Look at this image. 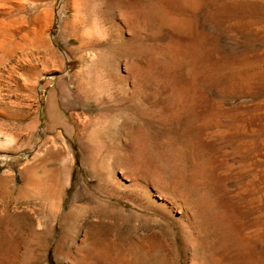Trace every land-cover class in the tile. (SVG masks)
Masks as SVG:
<instances>
[{"label":"rangeland","instance_id":"obj_1","mask_svg":"<svg viewBox=\"0 0 264 264\" xmlns=\"http://www.w3.org/2000/svg\"><path fill=\"white\" fill-rule=\"evenodd\" d=\"M90 4L100 41L90 71L69 62L41 79L49 84L36 100L15 90L13 73L0 77V264H84L88 256L93 264H139L140 240L153 264H188V256L198 264H264V233L251 238L264 229V0ZM63 5L57 0L58 11ZM70 14L58 13L54 37ZM82 79H90L92 97L72 89ZM90 161H98L97 174ZM45 168L61 172L54 194L62 199L43 192ZM92 194L127 216L97 214ZM166 199L187 209L191 224Z\"/></svg>","mask_w":264,"mask_h":264},{"label":"bare ground","instance_id":"obj_2","mask_svg":"<svg viewBox=\"0 0 264 264\" xmlns=\"http://www.w3.org/2000/svg\"><path fill=\"white\" fill-rule=\"evenodd\" d=\"M90 3H91V0H64V5L62 7L63 9L58 11L57 6H56L57 0H0V77L2 76L1 77L2 80L4 79L3 77H6L8 74L13 73L14 76H16V79H18L17 84H16L17 86H16L15 90H17V91L19 90L21 92L28 93V94H30V93L34 94V99H35V95L39 96L40 93H41V89L45 88L47 86V84H49V83L42 84L41 83V79L44 76H48V75L55 76L57 73H62L64 71H66V69H68V67H69L68 66L69 62H71V61L75 62L77 60H80L81 63H82V66L84 68L86 67V69H89V71H90L92 69L91 65H92V61H93V59H92L93 55H95L97 44H99V42H100L99 41L97 43V40L95 38V28L96 27L98 28V26H96L94 28V26H93L94 23L90 19V13H91V4ZM69 12H71L70 16L68 15L67 18H64V20H63L62 31H61L60 35L58 37H54L53 36V27L55 26V22L57 20L58 13L60 15H64V14L69 13ZM58 40L59 41H63L65 43V48L67 50L66 52L62 51L60 48H58V45H57V41ZM64 76H66V75H64ZM77 77H79V76H77ZM88 81H90V79ZM88 81L85 82L83 79L81 81L77 82V83L75 81L74 86H71V87L73 89L76 86L78 89L80 88L82 91L83 90L84 91L87 90L86 93L85 92L84 93L87 94L88 97H92L93 96L92 95V90H89L91 88L88 86L90 84L87 85ZM64 84H65L64 83V79L57 80V83H56L57 87L55 86V90L58 91V89H59L60 92H61V89L65 90V85ZM8 89L9 88H6L5 90H8ZM12 91H13V88H12ZM67 91H68V89H67ZM31 96H33V95H31ZM22 102H21V104H22ZM12 103H11V105L9 103V105L11 107H15V109L21 108L20 104H14L13 105ZM9 105L3 104L4 107H8ZM0 107L2 108V106H0ZM2 109H1V111H2ZM64 126L65 125H62V127H64ZM57 138L60 139V140H62L63 138L65 139L64 135L62 134V132H61V134L58 135ZM66 148H67V146H66ZM56 149H52V150L50 149V155L53 156V157H59L60 158L61 155H63V154L60 151L56 150ZM45 160H47V159H45ZM71 160L72 159H70L69 156L63 160V165H64L65 168H69V166L71 164ZM90 162H91V165L93 167L92 171H94V174H97L96 169H95V164L98 161H90ZM45 164H43V166L42 165L41 166L44 167ZM33 170L35 171V169H33ZM46 170H47V168H45V171ZM49 170H52V168L49 169ZM49 170H47V177L45 175V177L47 178V182L49 183L48 184V183L45 182L46 185L48 184L46 186L47 190L44 189L45 185L43 184L42 180H38L37 179L38 181H36V182L38 184H42L43 185V188H42V189H44L43 192L51 193L55 197V195H57V194H54V192L56 190L59 192V190H60L59 188H57L58 187L57 186L58 185V179H59L58 174L61 177H62V175H60L61 172L58 173V170H53L51 172ZM60 171H62V169ZM67 171H69V170L67 169ZM38 173H39V169H38ZM35 174H37V171L35 172ZM102 174H103V172H102ZM32 175H34V174L32 173ZM117 175L118 174L115 172V170H113V177H115V179H117V177H118ZM37 176H38V174H37ZM39 176H38V178H39ZM93 177H95V176H93ZM40 178H41V176H40ZM97 178H99V175H98ZM103 179H104V177L101 180H103ZM35 180L36 179H34V181ZM59 180H61V179H59ZM112 180H114V178ZM5 181H7L6 178H5ZM37 183H35V185H37ZM4 184L3 185L1 184V186H5L7 184V182H6L5 185ZM101 184H103V183H101ZM60 185H59V187H60ZM61 186H63V184ZM99 186L102 187V185L98 184V187ZM38 187H40V186H38ZM63 187L61 189H63ZM84 187H86V186H84ZM32 188L33 187H31V189ZM36 188H37V186H36ZM0 189H2V188H0ZM4 189L5 188H3V191H4ZM26 189H27V186H26ZM83 189H86V188H83ZM40 190L41 189H39V191ZM251 190H252V188H245L244 192L243 191L242 192L243 193H249V192H251ZM6 191H7V189H6ZM9 191H11V192L13 191L14 192V189H11ZM61 192H63V190H61ZM87 192L89 193V190ZM91 192H90V194H91ZM40 193L41 192H39V194ZM55 193H57V192H55ZM77 193H78V191H77ZM5 194H8V193L6 192ZM51 194H47V196L48 195L51 196ZM94 194H92V197L91 196L89 197V200L92 203V207L97 212V214H99V215H108V216L113 217L115 219L116 218L120 219V217L127 216L125 211L123 210V208L120 207V206H115L114 204H110V203H109L110 205L107 204L106 206L104 204H101V203L99 204V202H98L99 200H95L97 198H95L96 196ZM62 195H60V197L58 195L57 196L59 198H61V197H63ZM22 196H24V195L22 194ZM28 196H30V194H28ZM53 196H51V198ZM25 197L27 198V196H25ZM87 197H88V194H87ZM55 198L53 199V205L50 204L51 207H49L48 210H51V208L56 207V206H54V204H56V202H55L56 199ZM59 198H57V199H59ZM46 199L44 201H46ZM79 199L81 200V197ZM50 200H52V199H50ZM104 201H106V200H104ZM166 201L168 203L169 209L172 212H174L175 214H177V212H178L181 217L187 219L188 220L187 222H190V224H191V219L192 218L190 217L189 211L187 209H183V207L180 208L176 203H174L173 201H170L168 199H166ZM106 202H108V201H106ZM58 207L59 206H57V208H55V209H58ZM92 207H90V208H92ZM8 208H10V207H8ZM60 208L61 207H59V210H60ZM86 208H88V207H86ZM86 208H85V210H86ZM227 209H228V207H227ZM74 210H75V208H74ZM81 210H83V208ZM94 210H92V211H94ZM52 211L53 210H51L50 212L52 214H54L55 212H52ZM86 211H88V210H86ZM234 211H235V209H234ZM1 212H2V210H1ZM228 212H229V210L227 211V213ZM6 213L8 215L9 209L6 210ZM85 214H86V212H85ZM81 215H82V213H81ZM233 216L236 217L235 214ZM86 217H87V215H86ZM2 218H3V216H2ZM8 219H10V218H8ZM40 219H41V217H40ZM229 219H230V217H229ZM0 222H2V221H0ZM3 222H4V219H3ZM41 222H39V223L41 224ZM6 227H7V225H6ZM262 227L257 226V228H255L252 231L251 238H259V237H261L263 235V233H264L263 232L264 229ZM232 230H230V231H232ZM235 230H234V232H235ZM225 233H227V232H225ZM8 235H10V234H8ZM234 239L232 241H234ZM249 240H250L249 237L246 238L245 239V244L243 245L244 254L247 257L250 256V250H251V245L249 243ZM4 242H2V243H4ZM242 242H243V240H242ZM262 242H263V240H262ZM83 243H85V242H83ZM140 243L141 244L139 245L138 249L140 251V255L143 254V256H142V258L140 257L139 264H153L154 261L152 259V253H153L152 249L149 247V245H146L144 243V241L140 240ZM261 245H262V243H261ZM6 247H7V245H6ZM259 247H260V244H259ZM115 248H116V246H115ZM9 250H11V249H9ZM104 250H105V248H104ZM257 250L259 251V249H257ZM139 251H138V253H139ZM8 253H10V252H8ZM5 254H3V256ZM255 254L256 253H254V255ZM260 254H262V253H260ZM6 257H7V254H6ZM11 257H12V254H11ZM11 257H10V259H11ZM4 258L5 257H2V259H4ZM6 259H8V258H6ZM86 259L87 260L85 261L84 264H93V262L91 261V257L88 256ZM92 259H94V258H92ZM99 259L100 260H105L106 257L104 255H100ZM111 259L112 258L110 257V260ZM260 260H262V258L259 259V261ZM187 263L188 264H198V262L192 256H188L187 257ZM250 264H257V262L256 261H252L250 259Z\"/></svg>","mask_w":264,"mask_h":264}]
</instances>
